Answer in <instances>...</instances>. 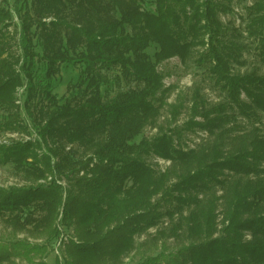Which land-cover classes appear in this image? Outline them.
I'll use <instances>...</instances> for the list:
<instances>
[{
	"label": "trees",
	"instance_id": "obj_1",
	"mask_svg": "<svg viewBox=\"0 0 264 264\" xmlns=\"http://www.w3.org/2000/svg\"><path fill=\"white\" fill-rule=\"evenodd\" d=\"M252 45L264 66V0H0V133L29 135L0 142V164L28 182L0 186L1 221L26 234L0 241V264H48L65 230L63 264L152 246L136 264H264V72L241 71ZM173 57L205 66L224 98L195 87L164 131L165 107L172 123L183 109L159 69ZM63 66L81 70L61 100Z\"/></svg>",
	"mask_w": 264,
	"mask_h": 264
},
{
	"label": "rangeland",
	"instance_id": "obj_2",
	"mask_svg": "<svg viewBox=\"0 0 264 264\" xmlns=\"http://www.w3.org/2000/svg\"><path fill=\"white\" fill-rule=\"evenodd\" d=\"M150 7V6H148ZM15 15L13 16V23L17 24L19 18L16 15V12L14 11ZM230 15L223 16L225 22L228 21ZM19 26L11 25L9 27L10 32L13 34V43L15 45L14 49L15 51L20 52L21 50L16 46L17 41V30ZM15 40V42H14ZM154 51V48L149 49V52L152 54ZM245 59L247 60L246 66H243L241 68V71H246L248 69H251L252 67H259L261 71L264 72V66L259 62L258 56L254 53L253 45L250 46L249 50L245 52ZM159 69L165 76L164 85H170L171 91L168 98L169 103L175 102V100H179V103H182L183 109L181 111L180 117L176 120L175 123H172L170 120L171 118V112L170 108L168 106L165 107V109L162 112V115L160 119L157 121V126L163 127V130L166 131L169 126H175L180 125L182 121L185 120L188 114V109L191 105L192 96L194 95L195 87L199 86L202 88L203 92H205L206 96H208L209 100H212L214 102L223 100L224 96L219 91V89L215 86H213V83L207 73L205 66H200L195 62V60H190L188 63L183 64L178 57H173L161 64L159 66ZM81 68L78 69H71L63 66L61 69L58 78H57V89L56 93L58 97L63 100L69 95V84L70 83H76L78 80L79 72ZM117 74L118 72H114ZM114 74V75H115ZM191 85V86H190ZM126 83H123L122 88L127 89ZM168 87V86H167ZM19 92H21L19 90ZM207 92L209 94H207ZM264 119V117H263ZM245 123V121H243ZM248 125L247 123H245ZM159 131L156 128H150L147 127L145 130V133L143 132V135L146 137H151L153 135L158 134ZM29 135L27 134H21L18 132H6V133H0V142H9L14 139H28ZM147 161H154V157H146ZM156 160L159 162V165L165 166L167 162H165L162 158H156ZM49 177L47 180H50ZM61 183L65 185L67 182L65 180H61ZM28 184V182L24 179L23 175L18 173L14 166L11 163L8 164H0V186L9 187L13 185H25ZM156 231L155 228L150 229V233L154 234ZM65 235H61L60 240L58 239L56 242L50 243V249L46 256V261L48 264H63V261L57 260L58 254L56 253V250L60 253V255L63 253V248L65 246L64 241L67 240L66 236L71 237L69 234V231L65 230ZM149 234H143L140 237L137 238L139 242L144 241L146 239H149ZM26 237V234L19 233L17 235H14L10 229H8L4 223L1 221L0 218V241H9L16 238H23ZM31 242H42V239H34L29 238ZM44 241V240H43ZM59 243V246H58ZM166 246L170 249H175L176 244L175 240L173 238H170L166 241ZM160 251V248H156L152 246L151 248H143L142 250L138 252L131 253L127 258H125L124 264H136L142 258H144L146 255L149 254H155ZM21 264H25V262H20Z\"/></svg>",
	"mask_w": 264,
	"mask_h": 264
},
{
	"label": "built area",
	"instance_id": "obj_3",
	"mask_svg": "<svg viewBox=\"0 0 264 264\" xmlns=\"http://www.w3.org/2000/svg\"><path fill=\"white\" fill-rule=\"evenodd\" d=\"M165 162H167V164L166 165H168L169 164V161H165ZM58 246H59V243H58ZM56 253L60 256V258L62 257L61 255H60V253L58 252V250H56Z\"/></svg>",
	"mask_w": 264,
	"mask_h": 264
}]
</instances>
